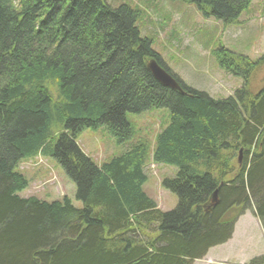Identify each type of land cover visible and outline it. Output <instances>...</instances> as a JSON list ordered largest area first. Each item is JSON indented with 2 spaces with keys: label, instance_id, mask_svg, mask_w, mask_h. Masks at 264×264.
I'll return each mask as SVG.
<instances>
[{
  "label": "trees",
  "instance_id": "1",
  "mask_svg": "<svg viewBox=\"0 0 264 264\" xmlns=\"http://www.w3.org/2000/svg\"><path fill=\"white\" fill-rule=\"evenodd\" d=\"M172 1L225 25L252 2ZM138 16L107 0H0V264H192L226 242L252 207L264 232V83L251 88L264 54L215 53L242 78L226 97L174 75L179 91L147 69L153 58L166 70ZM152 108L169 112L152 151L155 163L176 167L162 182L177 198L168 211L142 189L144 141L100 165L75 141L103 126L125 143L127 113ZM39 152L73 181L81 207L17 194L27 186L18 162ZM246 264H264V255Z\"/></svg>",
  "mask_w": 264,
  "mask_h": 264
},
{
  "label": "rangeland",
  "instance_id": "2",
  "mask_svg": "<svg viewBox=\"0 0 264 264\" xmlns=\"http://www.w3.org/2000/svg\"><path fill=\"white\" fill-rule=\"evenodd\" d=\"M112 5L127 3L138 10L137 26L141 35L150 38L152 49L161 62L186 85L213 98L226 97L241 86L242 78L220 67L215 53L231 52L235 56L256 59L264 54V0H252L236 23L225 25L213 17H203L197 8L172 0H107ZM264 83V67L252 78L251 88ZM132 134L122 144L103 127L85 128L76 137L82 153L95 164L108 161L131 144L144 141L147 154L144 171L147 180L143 191L161 210H171L176 196L162 186L173 177L176 167L154 163L152 149L156 134L169 121L165 108H152L139 114L127 113ZM16 171L27 180L17 194L21 198L36 197L51 202L68 198L81 207L75 197V186L52 156L37 154L18 162ZM264 255V232L254 208L239 216L230 239L211 248L202 259L192 264H244L252 257Z\"/></svg>",
  "mask_w": 264,
  "mask_h": 264
},
{
  "label": "water",
  "instance_id": "3",
  "mask_svg": "<svg viewBox=\"0 0 264 264\" xmlns=\"http://www.w3.org/2000/svg\"><path fill=\"white\" fill-rule=\"evenodd\" d=\"M153 77L162 85L181 91L179 83L162 67H160L154 59H151L147 64ZM241 157V150H239V159Z\"/></svg>",
  "mask_w": 264,
  "mask_h": 264
}]
</instances>
